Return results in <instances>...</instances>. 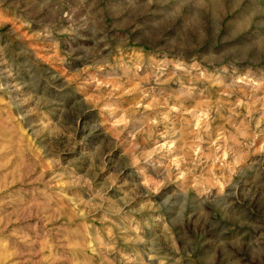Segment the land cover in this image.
Returning a JSON list of instances; mask_svg holds the SVG:
<instances>
[{"label":"rangeland","instance_id":"374dc122","mask_svg":"<svg viewBox=\"0 0 264 264\" xmlns=\"http://www.w3.org/2000/svg\"><path fill=\"white\" fill-rule=\"evenodd\" d=\"M0 264H264V0H0Z\"/></svg>","mask_w":264,"mask_h":264}]
</instances>
